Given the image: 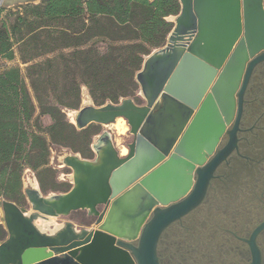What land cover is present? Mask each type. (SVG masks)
<instances>
[{
	"label": "water",
	"instance_id": "obj_1",
	"mask_svg": "<svg viewBox=\"0 0 264 264\" xmlns=\"http://www.w3.org/2000/svg\"><path fill=\"white\" fill-rule=\"evenodd\" d=\"M178 1L166 44L135 75L143 105L125 98L85 105L74 117L78 130L125 120L133 137L126 154L104 132L93 160L61 158L71 170L68 192L24 189L30 214L2 200L0 264H160L161 235L201 203L227 153L217 151L219 141L241 113L253 68L264 62V0ZM76 211L94 217L93 227L67 221L49 234L33 224ZM263 228L246 240L250 264H261L255 237Z\"/></svg>",
	"mask_w": 264,
	"mask_h": 264
},
{
	"label": "trees",
	"instance_id": "obj_2",
	"mask_svg": "<svg viewBox=\"0 0 264 264\" xmlns=\"http://www.w3.org/2000/svg\"><path fill=\"white\" fill-rule=\"evenodd\" d=\"M179 11L178 0H41L9 12L15 18L7 23L0 10V59L12 61L17 52L25 65L24 75L0 65L1 201L24 212L26 169L36 174L42 194L50 190L52 146L92 158V125L77 130L65 111L79 108L82 87L95 106L130 98L144 58L165 45L173 28L167 18ZM64 22L67 27L60 26ZM44 116L51 125L42 129ZM6 237L0 224V241Z\"/></svg>",
	"mask_w": 264,
	"mask_h": 264
},
{
	"label": "flooded vegetation",
	"instance_id": "obj_3",
	"mask_svg": "<svg viewBox=\"0 0 264 264\" xmlns=\"http://www.w3.org/2000/svg\"><path fill=\"white\" fill-rule=\"evenodd\" d=\"M217 151L227 153L201 203L161 235L160 264H250L246 240L264 223V62L253 68L241 113ZM255 243L264 264V228Z\"/></svg>",
	"mask_w": 264,
	"mask_h": 264
},
{
	"label": "rangeland",
	"instance_id": "obj_4",
	"mask_svg": "<svg viewBox=\"0 0 264 264\" xmlns=\"http://www.w3.org/2000/svg\"><path fill=\"white\" fill-rule=\"evenodd\" d=\"M40 1L41 0H2V1L0 0V10L4 9V12H2V17L5 18V16L8 14V18L5 20L7 21V23L8 22L12 23L15 16L10 14L9 12L15 11L17 9V7L25 5L26 3H29L31 5H37L40 3ZM168 19H169V17L167 18V21H168ZM60 26L67 27L68 25L64 22V23L60 24ZM166 42H167V40H166ZM166 42H165V44H166ZM100 45H102V44H99V46ZM153 50H156V49H153ZM0 65H3L5 67H19L22 71V74L23 75L25 74V71H24L25 65H23L22 62L20 61V57H19V54L17 52L15 53V58L12 61H6L3 59H0ZM0 71H2V67H0ZM130 98L135 102V104L143 105L144 100H143L142 96L139 94V85H138L136 91L134 92V94ZM91 104H93V102L89 96L87 89L85 87H82L81 88L80 106L77 110H66L65 111L66 119L71 124L74 125L73 120H74V117H75L77 111L81 107H83L85 105H91ZM50 125H51V120L49 119V117L44 116V117L40 118V127L42 129H45ZM91 131L93 133H95L96 135H93L90 137V143L88 146V149L92 154V156H91L92 158L90 160H93L95 158L94 147L98 143L97 140H98L99 135H101L104 132H106L110 135V137H111L113 143L116 145L117 149H120L121 146H125L126 144L130 143L133 139L132 135H130L128 133V131L124 135H118L117 132L115 131L114 127H113V124L108 125V126L92 124ZM65 155H77L81 158L79 153H74L73 151H71L68 148H59L56 146L51 147V154H50L48 166L54 172V175H53L54 178L52 180L46 181V185L48 188H50V190L47 191L46 193H43L45 196H50L53 194H60V192H58L57 189L62 188L64 184H70L71 170L69 168L62 166V164H61V158ZM33 181L37 182V185L39 188V184H38V181L36 178V174L34 172H32L31 170L26 169L22 175V184H23L22 192L26 188H31L28 184L33 182ZM51 190H53V191H51ZM23 195H24V192H23ZM21 207L24 211L23 213L30 214L31 207H30V204L28 203L25 195H24L23 201L21 203ZM67 221L71 222L77 229H83V228H92L94 225L95 218L88 216L86 211H76V212H72L67 217H57V218L53 219L52 224L56 223V224L62 225L64 222H67ZM0 224L3 225L2 215H1V200H0ZM52 224L49 225V227H45L46 231H44V232L52 233V232L48 231V230L53 229ZM227 259H229L231 261L234 260V258H231V257H227Z\"/></svg>",
	"mask_w": 264,
	"mask_h": 264
},
{
	"label": "bare ground",
	"instance_id": "obj_5",
	"mask_svg": "<svg viewBox=\"0 0 264 264\" xmlns=\"http://www.w3.org/2000/svg\"><path fill=\"white\" fill-rule=\"evenodd\" d=\"M110 125H112V124H110ZM113 127H114V129H115V131L117 132L118 135H124L128 131V125L126 124L125 120H123L122 118L116 119L115 122L113 123ZM120 152H121L122 155H125L127 150H126V148L124 146H121L120 147ZM28 185L31 188H33V189H37L38 188V185H37L36 181H33V182L29 183ZM30 213H32V211ZM53 219H55V218L54 217H46V218L38 217L37 219L34 220L33 224L41 232H44V231H46L45 227H49V225H51L53 223L52 222ZM52 225H53V229L48 230V231H50L52 233H49V234H54L56 231H58L59 229H61L63 227V224L59 225V224L54 223ZM45 233H47V232H45Z\"/></svg>",
	"mask_w": 264,
	"mask_h": 264
}]
</instances>
